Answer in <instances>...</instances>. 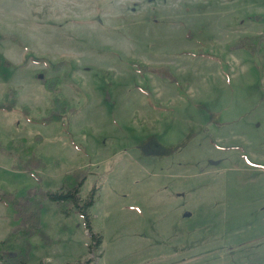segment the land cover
<instances>
[{
  "label": "rangeland",
  "instance_id": "obj_1",
  "mask_svg": "<svg viewBox=\"0 0 264 264\" xmlns=\"http://www.w3.org/2000/svg\"><path fill=\"white\" fill-rule=\"evenodd\" d=\"M263 34L264 0H0V101L13 87L29 110L0 112V141L34 151L44 190L75 169L81 198L97 189L100 250L80 215L45 203L58 242L30 264H264V48L238 47ZM60 63L74 112L43 126L55 95L38 76ZM9 164L0 189L36 186ZM10 227L0 204V239Z\"/></svg>",
  "mask_w": 264,
  "mask_h": 264
},
{
  "label": "trees",
  "instance_id": "obj_2",
  "mask_svg": "<svg viewBox=\"0 0 264 264\" xmlns=\"http://www.w3.org/2000/svg\"><path fill=\"white\" fill-rule=\"evenodd\" d=\"M256 37L239 42L238 47L249 53L255 51L260 53L264 48V34ZM238 47H231L230 45L229 49L236 51L232 48ZM190 54L193 57L197 56L194 53ZM32 60L39 61L37 59ZM64 66L62 63L53 65L51 67L53 76L48 77L43 71L38 76V82L42 89L55 95L51 108L36 121L42 125L57 124L64 117L74 112V110L67 108V102L64 99L59 98L61 82L56 73L61 71ZM9 67L10 64L0 58V69ZM169 69L139 66L140 71L145 70L150 75H160L165 80L170 74ZM148 96L151 97L150 92ZM149 105L155 108L158 107V104L152 98L149 99ZM0 111L6 113L19 112L23 116L29 115L28 107L19 106L18 94L13 87H9L1 98ZM34 141L38 142L40 138L36 135ZM24 142L23 139H16L7 143L0 141V157L10 162L9 168L13 171L28 174L36 182V186L25 189L21 194L0 189V204L9 209L12 223L9 232L0 241V264H30L34 250L39 247L49 248L58 242L53 241L48 236L43 226L42 208L45 203L53 206L56 210L53 211L55 215L60 214L65 218L73 214L80 215L83 219L84 230L89 233L92 244L89 247V252L100 250L102 237L99 234L92 233L89 220V209L95 203L94 197L97 189H93L88 196L81 198L79 195L80 189L87 176L83 170H74L63 174L61 177L63 178L62 183L57 186L55 191L44 190L37 175V172L43 169L44 164L41 163L40 158L33 154L34 151L30 147L23 148ZM34 239L38 240L39 245L31 243Z\"/></svg>",
  "mask_w": 264,
  "mask_h": 264
},
{
  "label": "crops",
  "instance_id": "obj_3",
  "mask_svg": "<svg viewBox=\"0 0 264 264\" xmlns=\"http://www.w3.org/2000/svg\"><path fill=\"white\" fill-rule=\"evenodd\" d=\"M7 209H8V208H7ZM8 210H9V209H8ZM11 227H12V223H11ZM11 227H10V228H11ZM10 228H9V230H10ZM9 230L7 231V233L9 232ZM7 233L5 234V236L7 235ZM5 236H3L2 239H0V241L3 240V239L5 238ZM34 240H35V239H34Z\"/></svg>",
  "mask_w": 264,
  "mask_h": 264
}]
</instances>
